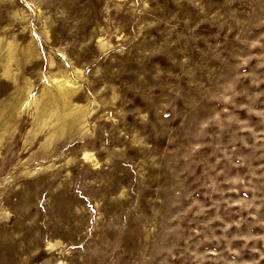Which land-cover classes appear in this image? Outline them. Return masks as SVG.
<instances>
[{"label": "rangeland", "instance_id": "rangeland-1", "mask_svg": "<svg viewBox=\"0 0 264 264\" xmlns=\"http://www.w3.org/2000/svg\"><path fill=\"white\" fill-rule=\"evenodd\" d=\"M0 264H264V0H0Z\"/></svg>", "mask_w": 264, "mask_h": 264}, {"label": "bare ground", "instance_id": "bare-ground-1", "mask_svg": "<svg viewBox=\"0 0 264 264\" xmlns=\"http://www.w3.org/2000/svg\"><path fill=\"white\" fill-rule=\"evenodd\" d=\"M55 93H56V91H55ZM55 93H54V95H55ZM59 93H60V95H63V94H64V89H60V90H59ZM57 94H58V93H56V96H57ZM56 96H55V99H56ZM48 99H50V98H48ZM58 99H59V98H58ZM59 100H60V99H59ZM53 102H54V101H53ZM55 102H57V101L55 100ZM56 104H57V103H56ZM56 104H55V105H56ZM58 104H59V103H58ZM60 104H62V102H61ZM53 107H54V105H53ZM53 107H52V108H53ZM56 107H57V106H56ZM57 111H58V110H57ZM52 112H53V111H52Z\"/></svg>", "mask_w": 264, "mask_h": 264}]
</instances>
